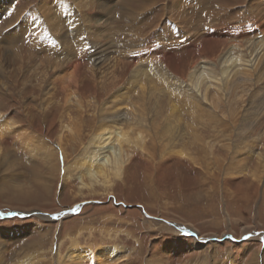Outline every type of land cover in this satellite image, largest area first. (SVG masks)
Returning <instances> with one entry per match:
<instances>
[{
    "label": "rangeland",
    "instance_id": "374dc122",
    "mask_svg": "<svg viewBox=\"0 0 264 264\" xmlns=\"http://www.w3.org/2000/svg\"><path fill=\"white\" fill-rule=\"evenodd\" d=\"M121 1L112 0L109 8L113 9ZM151 1L155 4L149 18L138 15L131 23L133 28L129 23L124 24V19L117 23L121 27L114 19L109 22L111 19L108 18L120 16L129 7L122 6L119 11L106 10L100 16L99 29L92 32L99 31L98 37L93 35L88 39V33L83 32L84 46L75 50L82 59L78 93L74 92L76 88L73 86L65 91L62 83L56 86L57 91L54 90V83L50 82L56 77L53 72H48L49 78L44 81L32 74V65L23 64L19 70L21 62L18 61L13 67L15 58L10 54L8 63L12 66L6 65V72L0 79V114H5L8 119L14 117L17 125L23 126L36 139L40 138L58 154L56 139L61 134L63 141L69 142L66 166H72L70 174L73 176L66 181L61 156H57L59 165L56 160V168L46 166L41 156L26 148L23 150L22 145L17 146L12 136L0 138L5 145L1 152L5 154L4 158L0 153V264H64L71 251L83 250L86 256L92 252L91 247L103 246L116 251L117 258L109 264H264V75L257 73L256 69L248 80H235L236 86L227 87V90L223 89L224 83L220 90L210 86L208 102L203 105L192 107V101L189 106L177 102L180 106L174 115L177 116L178 126L175 125L180 137L172 146L165 135H158L155 146H151L156 136L149 130L150 126L141 124L144 136L147 134V148L143 152L138 148L127 152L130 165L126 163L123 174H112L108 183L102 178L94 183L87 177L80 182L74 175L77 169L72 164L76 157H84L92 129L85 126L74 134L69 128L85 125L86 119L87 122L93 121L96 116L94 108L104 101L100 96L112 84L110 77L102 84L97 83L99 80L85 69L92 68L87 56L96 44L97 47L110 46L114 55L121 54V50H135L134 40L127 41L139 32L134 28L149 23L143 33L148 35L157 22L161 25L166 22L163 6L169 0H139L138 6L133 8L150 6ZM1 2L6 8L0 17L1 33L20 29L23 34L18 41L22 42L23 53L19 51L33 61L41 60L34 47L36 44L44 41L49 45L46 39L53 38V46L57 47L55 51L63 52L64 44L62 46V40H56L55 36H71L68 32L72 30L70 25H62L63 29H58L56 33L59 34H55L44 16L54 13L53 19L57 20L61 8L67 17L72 10L67 6L73 4L78 11L75 19L82 24L96 13L99 6L94 2L85 7L82 0H48L47 5L54 6L53 11L44 13L40 7L43 0ZM220 4L225 5L217 9L214 4L212 12L229 16L221 20L215 16L209 23L191 25H182L173 19L169 23L175 30L173 34L163 28L158 36L151 38L153 43L169 50L174 48L167 51L165 57L161 53L159 58L181 79L188 81L193 62L212 61L218 56L226 42L236 39L235 33L251 32L249 37L264 33V0H234ZM193 7H196L194 3ZM184 13H190V9L185 7ZM113 30L122 35L118 36ZM3 42L0 41V45ZM68 43L72 49H78L79 42L69 40ZM210 43L216 46L205 49ZM107 64L106 61L100 68ZM28 69L30 72H25ZM128 71L129 68L122 77ZM215 74L218 76L219 70L216 69ZM102 86L106 87L102 89ZM72 91L75 95L69 97L73 109L69 114L65 109L66 95ZM78 100L83 106V115L80 116L86 118L80 117L83 121L75 113ZM69 118L75 120L74 125ZM163 124L165 121L160 120V125ZM72 134L80 136L75 138ZM2 230L8 233L1 235ZM194 242L199 246L191 248L190 244ZM57 254L60 255L58 261Z\"/></svg>",
    "mask_w": 264,
    "mask_h": 264
},
{
    "label": "bare ground",
    "instance_id": "6f19581e",
    "mask_svg": "<svg viewBox=\"0 0 264 264\" xmlns=\"http://www.w3.org/2000/svg\"><path fill=\"white\" fill-rule=\"evenodd\" d=\"M228 1L233 2L234 0H192V1L169 0L167 4L163 6V10H164L163 17L166 16L165 18L166 22L164 25H161V23L159 24V22L156 21L157 25L154 27L155 29L152 30L148 35L146 34L144 35L143 33L146 30L149 23H143V26L141 25L140 28L139 27L134 28V29H138L139 32L134 34L133 39L129 40L130 39L129 38L127 41L132 42L134 40L133 44L136 47L135 50L132 51L121 50V54L114 55L113 54L114 51L111 49L110 46H107L106 48L104 46L97 47L96 44L91 47L92 50L91 48L89 49V51L90 50L91 51L87 57L91 63L90 66H92V68L87 67L85 69L89 70L88 72L92 73L99 80L97 83L102 84L103 82L108 81V78L110 77V79H112V84H111V88L107 91L108 93L106 92L104 93V95L101 94L103 96L100 97L104 98V101L101 104L97 105L98 107L94 108L96 110V116L94 115L95 117L92 118L93 119L92 122L88 121L89 122L88 123L87 119L84 116H80L83 115V110H82L83 106L80 100H78L77 104H75L77 106V110H75V113L77 114V116L79 115V118L83 117V119H86L85 120L86 122H84L85 125L80 123L81 124L80 127L73 126L75 120L69 118L73 122V125H71L73 127L72 128L70 127L69 131L73 132L74 134L79 133L81 131V128L83 129L85 126H88L90 129H92V134L89 144L87 145V147L85 146L86 148L84 151V157L83 155H82L83 158L76 157L72 164L77 169V174L75 173L74 175L78 176L77 178L80 180V182L84 177H87L88 179H91L94 183L98 182L99 178H102L104 182L108 183L110 176L112 174H114L112 176H118L119 173L123 174L122 170L124 169L127 161H129L128 159L130 158V156L127 155V152L136 148L140 150L142 149V152L145 151V147H146L145 136L147 134L145 132L146 135L144 136L143 134L144 129L143 130L141 129L142 128L141 124L150 126V128L148 127L149 130L151 131V133L153 132L152 134L154 136H156L155 140L151 142V146H155L154 144L158 139V135L159 136L165 135V137L168 140V144L170 145L172 143L175 144V142L178 141L180 137L179 132L176 131L178 126L177 116L174 115L176 114V111L179 110L178 108L180 106V104H177V102L182 101L186 104L185 106H189L192 101V105H193L192 107H194V105L195 107H197L198 105H201L204 102L205 103L208 102L207 91L210 86L219 87V90L222 88L221 85L223 83L226 85V87H224L225 85L223 84L224 85L223 89H226L227 87L230 88L231 86L235 87L236 86L235 80L237 82H241L242 79L248 80L250 74L253 73L255 69L257 73L262 72L261 75L262 74L264 75V33H259L258 35L256 34L251 37H249L252 34L251 32L243 31L242 33H235L234 36L236 37V39L229 40L230 42L229 41L226 42L222 52H220L218 56H215L212 59V61H202L201 63H197V64L193 62L192 70L187 75L188 81L183 80L179 76L175 75L170 70L166 62H164L163 59L159 58L160 57L159 55L161 53H163L165 57L168 55L167 51H171L174 48L173 49L170 48L169 50V48H167L166 46L158 45L159 43H153L151 38L154 36H158L157 33L163 28H166L168 30L167 31L168 33L173 34L175 30L169 25L171 20L173 19L177 20L182 25L198 24L202 22L209 23L212 21L211 19L215 16L217 20H221L223 17L229 15L219 14V13L215 15V13L212 12L213 10H215L213 9V5L216 4L215 6L218 7L217 9L219 8L222 9L225 4H220V3H225V2L228 3ZM43 2L44 3H42L40 6L41 12H44L46 10L50 11L54 7L52 5L50 6L47 5L48 0H43ZM82 2L85 4L84 5L85 7H88L89 5H93L94 2L98 3L99 5L98 7L96 6L97 7L96 13L94 15L89 16V18L85 22H82V24L81 22L78 23L77 20L75 19L76 12L78 11L75 10L73 4L67 6V9L69 8L72 9L71 13L67 17L64 16V10H62L61 8L58 9L59 14L57 20L53 19L54 13L44 16L47 22L50 21L49 26L50 28L53 29L55 34H59L56 33L58 29H63V27H61L62 25L64 26L70 25L71 27L69 28L72 30L68 31L71 34L70 37L68 34L66 36L63 35L60 37L55 36L56 40L58 39L62 40L61 42L62 46L64 44V46L62 47L63 52H57V50L55 51L57 47L53 46V38H50L49 40L46 39V43H49V45L45 44L44 41L38 45L36 44L34 47L35 50H37V54L39 53L41 59L40 61L38 60L33 61L29 56L20 53V51L22 52L23 49L22 46L20 45V43L22 42L18 41V39L21 38V34H23V33L20 34L19 32L20 29L5 30L2 33L0 31V36L2 39L0 41L1 42L4 41L2 45H0L1 46L0 79L3 77L4 71L6 72L5 70L6 65L8 67L12 66V63H8L10 54L12 53L15 58L13 61V67L15 63L18 61L21 62L18 66L19 70L22 69L23 64L30 66L32 65L34 66L32 67L33 68L32 74L35 75L36 77L38 76L44 81L47 78H49L47 77L48 72H53L54 75H56V77L54 76L55 77L54 80H52V78L50 77L51 78L50 82L54 83L53 86L54 90H56L57 85H60L62 83V85L65 84L64 87L65 91H69L73 86L76 88L74 92L78 93L79 88L77 87V85L80 84V79L78 78V75L80 73V68L82 66V61H81L82 59L79 58V53H75V50H80L82 49L80 47L84 46V44H82L84 43L83 32L86 34L88 33L87 34L88 39H92L93 35H95L96 37L99 36V31H96L95 34H93L92 32L95 29L96 30L99 29V24L101 20L100 16L103 15V13L106 12V10L109 11L112 9L109 8L110 2H112V0H86V1L82 0ZM137 2L136 0H122L121 3L113 7L114 10L112 9V12H115L116 10L118 11L121 10L122 6L125 7L129 6L127 7V10H124V12L120 15L121 17L115 15L114 18H108L109 20L110 19L111 20L110 21L107 20V22L108 21L112 22L114 19L116 25H120L121 27V24H117V23H119V19H124L123 23L124 24L129 23V26L133 28V26H131L132 25L131 23H133L134 20H137L138 15H144L149 18L150 15L149 12L150 10H153L155 1H151L152 4L150 6H142L140 8L136 7L137 9H134L133 8L134 6H138ZM193 3L196 5L195 8L193 7ZM60 4L63 6L66 5L63 4L62 2H60ZM206 4H210V7H205ZM185 7H188L190 9V13L187 14L184 13ZM192 8L194 9L192 10ZM5 9L6 8L4 6V3L1 2L0 0V17H2L1 15L5 13V12L2 13L3 11H5ZM146 10L148 12H144ZM51 11H53V9ZM218 17L220 18L218 19ZM51 22L60 23V24L55 25L54 23L52 24ZM125 26H127L126 28L129 29L128 25ZM126 31L128 30L126 29ZM116 34L118 36L122 35V34L121 35L118 34L117 32ZM225 34L227 33H224V35ZM143 35L145 36V38L142 39L139 44L135 45L136 42L140 41L139 40L140 38L144 37ZM69 40L71 42L73 41L79 42L78 49H72L73 46L68 43ZM38 42L41 41L39 40ZM90 44L92 45L91 42ZM206 45L207 47L205 49H209V50H211L212 47L216 46L215 44H211V43ZM62 53L65 54L63 56H59ZM253 55L254 57L252 58ZM106 61L108 62V64L106 65L105 68L101 69L100 66H102V64H104ZM130 64L132 65L129 66ZM128 68L129 71L122 77V74L125 73ZM216 69L219 70L218 76H216L215 74ZM40 70H42L41 73L39 72ZM25 72L28 73L30 72V70ZM119 81L121 82L119 83ZM97 86H99V84H97ZM103 87L104 86H102V89ZM74 92L73 91L68 92L66 95L67 96L66 105L65 104L64 105H65V109L69 112V114L73 110V109L71 110L72 103L69 97L74 96L75 95ZM45 99L46 98H44V100ZM213 117L215 116L212 115V118ZM13 118L14 117L11 118V116H9L8 119V116H6L5 114H0V138L3 137L5 138V136L8 135L12 136L11 138L15 139L14 142L17 146L22 145L23 150L26 148L30 150V152L34 153V155H39V157L41 156L43 161L46 163V166H50V167L54 166V168H56L57 165H59L57 156L58 158L61 156L60 160H62V162L65 163L64 177L66 178V181L69 177L73 176V175L71 176L70 174V169L72 166L71 165L66 166L68 164V157H69V154L67 152V150L69 149L67 144L69 142L65 143L63 141L64 139H62L63 137L61 134L57 137V139L55 138L56 144L58 145V150L60 152L58 154L53 151L51 146L45 144L44 141H42L40 138L36 139V136L35 137L31 136L32 134L29 133V131H26V129L23 126L17 125ZM193 118L194 117H192V119ZM195 118H197V116ZM160 120H162L163 122L165 121V124L161 126ZM80 121L83 120L81 119ZM213 121H215L214 118ZM175 123H177V126L175 125ZM91 125L94 127H92ZM65 128L67 129V127ZM78 136H74V137L76 138ZM76 144L78 143L76 142ZM3 146L5 145H2L0 139V153L4 150ZM17 146L16 148L20 149V147ZM72 147H74V145L70 146V149ZM165 147L167 148V146ZM1 154H2L1 156H3L4 158L5 154L3 153ZM180 154L182 155V153ZM56 160H57V165L55 166ZM6 161L7 160L2 162L5 163ZM81 185L83 186L84 184ZM161 230L164 229L161 228ZM1 232H2L1 235H5L6 233H8L5 232V230H2ZM197 244H198L197 242L191 243L190 247L191 248L198 247L199 245ZM181 245L186 246L185 244H181ZM41 246L42 245H40V247ZM91 250L92 252L90 253V255H86V256L83 255L84 254L83 250L79 251L77 249L76 252L71 251L70 253H68L67 258L64 259V264L67 263L87 264L88 261L92 262L91 264H109L111 260L117 258L116 251L112 247H108V246H103L101 248L91 247ZM57 255L58 256L56 258V261H58V257L60 258V255L59 254Z\"/></svg>",
    "mask_w": 264,
    "mask_h": 264
},
{
    "label": "water",
    "instance_id": "95a60500",
    "mask_svg": "<svg viewBox=\"0 0 264 264\" xmlns=\"http://www.w3.org/2000/svg\"><path fill=\"white\" fill-rule=\"evenodd\" d=\"M81 206H82V205H81ZM81 206H80V207H81Z\"/></svg>",
    "mask_w": 264,
    "mask_h": 264
}]
</instances>
